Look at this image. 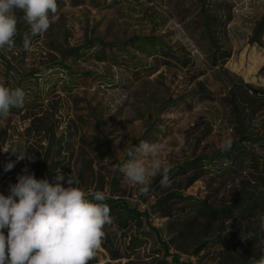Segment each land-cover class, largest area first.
<instances>
[{
    "label": "rangeland",
    "instance_id": "rangeland-1",
    "mask_svg": "<svg viewBox=\"0 0 264 264\" xmlns=\"http://www.w3.org/2000/svg\"><path fill=\"white\" fill-rule=\"evenodd\" d=\"M62 1L50 28L29 35L28 50L16 45L0 50V85L25 92L19 113L0 118V193L9 194V185L17 183L25 167L37 179L49 182L60 169L66 178L71 175L78 180L86 192L102 191L106 197L122 198L145 210L163 188H180L183 183L169 181L168 186L141 191L119 171L128 160V149L141 141L161 143V159L171 168L183 159L220 148L227 137L236 140L234 119L224 101L197 97L195 86L202 82L215 98H226L232 88L240 107L251 97L248 86L264 87V38L262 46L248 42L254 20L264 14V0H218L227 2L231 12L222 39L231 56L218 70L209 66L196 8L186 0H101L100 7H74L69 0ZM17 18V26L30 32L23 15ZM132 36L159 37L181 57L189 58L191 65L188 69L161 65L150 73V58L118 47ZM97 38L113 44L114 51L104 62L91 53L94 48L84 49L76 58L60 55L66 47ZM58 63L70 69L44 71ZM6 64L11 70L7 71ZM35 71L18 85V74ZM249 123L259 128L258 122ZM19 148H27V155L34 159L17 161L11 151ZM9 161L15 166L6 172ZM62 183L68 186L67 179ZM211 186L216 188L214 193L201 179L180 191L196 198L214 194L227 201L236 198L240 189L239 180ZM182 222L183 218L158 214H151L149 220L181 260L241 264L264 252V206L223 226L215 225L214 230H199L184 238L177 235ZM107 228L124 257L112 260L100 246L98 262L91 264H155L163 258L160 242L146 233L145 226L121 231L112 221ZM201 242L205 248L196 251Z\"/></svg>",
    "mask_w": 264,
    "mask_h": 264
},
{
    "label": "trees",
    "instance_id": "trees-1",
    "mask_svg": "<svg viewBox=\"0 0 264 264\" xmlns=\"http://www.w3.org/2000/svg\"><path fill=\"white\" fill-rule=\"evenodd\" d=\"M186 1L196 8L197 29L206 43L209 66L218 70L231 56V50L225 47L222 41L231 20V12L225 6L227 2L218 0ZM69 3L74 7L84 5L100 7L102 5L101 0H69ZM57 4L59 9L63 6V1L57 0ZM17 14L23 15L19 10H17ZM22 29L17 26V35L14 39L15 45L25 50L23 47L24 36L27 33L29 40L32 36H29L31 33L26 28ZM262 38H264V14L254 20L248 42L252 45L262 46ZM112 45V43L97 38L86 41L81 46L66 47L60 50V55L76 58L85 53L84 49L91 51L94 48L91 53L97 57L98 61L104 62L107 60V54L114 51ZM118 47L120 51L131 48L146 58H150V68L152 67L150 73L157 71L161 65L166 68L174 66L180 69H188L191 65L189 58L181 57L171 46L155 36H132L123 44H119ZM134 59L135 57L132 56L130 60ZM54 67H60L63 70L70 69L65 64L58 63L56 66L46 67L44 71ZM6 69L7 71L11 70V66L6 64ZM36 73L35 71L29 74H18V85L21 84V80L33 77L32 75ZM202 74L204 73H199L198 77ZM195 87L197 97H201L203 100L224 101V105L229 109L237 131V138L233 141L232 148L227 152H222L218 148L176 163L170 168L169 181L182 182L183 186L163 188L161 194L157 195L153 203L145 210H139L135 205L122 198L107 196L104 201L111 209L112 221L117 229L126 231L145 226L146 233L152 234L160 242L163 258L155 264L193 263L181 260L179 254L170 251V247L160 238L159 230L149 223L151 214H158L163 218H183L182 227L177 231V235L184 238L199 230L204 232L214 230L215 225L223 226L226 221L238 219L245 213L264 206V87L255 89L253 86H248L252 94L247 100V104L242 107L236 102V95L232 88L228 90L229 96L226 95V98L221 96V98H215L209 94V90L202 82L198 81ZM19 111L20 108H13L11 113H19ZM251 121L258 122L259 128L255 129L252 123H249ZM40 161L43 162V160ZM161 179V176L155 178L148 190L162 186ZM201 179L206 181V186L211 188V193H214L216 189L211 186L212 184H225L235 180H239L240 189L236 192V198L227 201L218 199L214 194L196 198L180 191L181 188H187ZM88 198L91 199L90 196ZM107 227L109 225L104 228L105 237L102 239L101 248L110 255V259H121L124 257L123 253L114 246ZM4 232L7 236V229ZM131 241L133 240H130V243ZM205 246L206 243L201 242L196 251L204 249ZM97 254L98 251H95L88 264L98 262ZM261 257H264V252L254 254L241 264H256ZM125 264L134 263L128 261Z\"/></svg>",
    "mask_w": 264,
    "mask_h": 264
},
{
    "label": "clouds",
    "instance_id": "clouds-1",
    "mask_svg": "<svg viewBox=\"0 0 264 264\" xmlns=\"http://www.w3.org/2000/svg\"><path fill=\"white\" fill-rule=\"evenodd\" d=\"M17 10L23 13L31 35L36 36L45 33L57 19L58 4L57 0H0V50L15 45ZM23 47L30 48L27 33ZM24 99L23 89L0 85V118L6 119L13 108H22ZM232 145L233 139L227 137L220 150L227 152ZM162 148L161 143L148 141L131 146L128 160L119 171L143 192L157 175L162 177L161 185L168 186L170 168L161 159ZM11 153L17 161L34 159L27 155V148ZM14 166L9 161L4 170L11 171ZM22 171L17 183L9 185V194L0 193V264H88L101 246L105 226L112 223L105 194L86 192L78 186V180L71 175L66 178L60 169L51 182L37 179L27 167ZM65 179L67 187L62 183ZM256 264H264V257Z\"/></svg>",
    "mask_w": 264,
    "mask_h": 264
}]
</instances>
